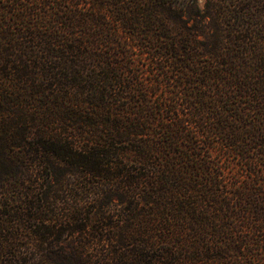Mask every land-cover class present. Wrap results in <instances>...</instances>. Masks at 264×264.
<instances>
[{
    "label": "trees",
    "instance_id": "16d2710c",
    "mask_svg": "<svg viewBox=\"0 0 264 264\" xmlns=\"http://www.w3.org/2000/svg\"><path fill=\"white\" fill-rule=\"evenodd\" d=\"M69 174L108 181L91 229ZM91 240L264 264V0H0V264H95Z\"/></svg>",
    "mask_w": 264,
    "mask_h": 264
},
{
    "label": "rangeland",
    "instance_id": "374dc122",
    "mask_svg": "<svg viewBox=\"0 0 264 264\" xmlns=\"http://www.w3.org/2000/svg\"><path fill=\"white\" fill-rule=\"evenodd\" d=\"M66 179L68 180V182L70 183V181L72 182V188L75 189L74 193L75 195H72L71 199H75V200H78V201H82L83 205L86 206V212L89 213V216L92 220V222L89 221V229L92 228V225L94 224H98V212H102L103 208L98 210V202H96V198L98 197L97 194H95L97 192L98 189L100 188H104L108 185V181L107 180H102L101 183L103 184H99V183H95V185H90L89 187H86V188H79L78 184L77 183V179H79L77 176L75 175H67L66 176ZM71 185V184H70ZM108 188V187H107ZM72 199V200H73ZM106 201H109L107 202L108 206L110 207V210H112L114 212V210L116 208H114V195H111L108 197V199ZM108 206H104L105 208H107ZM88 222V221H87ZM96 222V223H95ZM105 224H108L107 225V228H109L108 226L111 225V224H114V216L113 217H110V218H106L105 220ZM101 225V224H100ZM68 235H65L64 238L62 239L61 242H58V245L60 246H70L72 241L75 239V238H78L80 235H82L81 233H75V234H72L70 236V233L67 232ZM73 237V238H72ZM88 241V240H87ZM88 249H87V252H86V255L88 256V258H91L93 262H96L95 264H98L97 262H100L98 261L99 260V257H101L100 255V248L101 246H99V244L97 242H92V240L90 242H88Z\"/></svg>",
    "mask_w": 264,
    "mask_h": 264
}]
</instances>
